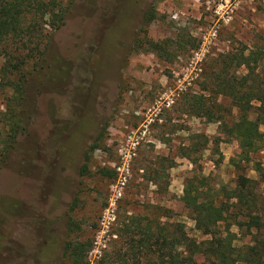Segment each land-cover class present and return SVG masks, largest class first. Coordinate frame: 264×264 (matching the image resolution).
Wrapping results in <instances>:
<instances>
[{"label":"rangeland","instance_id":"obj_1","mask_svg":"<svg viewBox=\"0 0 264 264\" xmlns=\"http://www.w3.org/2000/svg\"><path fill=\"white\" fill-rule=\"evenodd\" d=\"M147 11L155 17L145 24ZM263 43L264 0H74L41 69L6 76L0 46V119L8 101L17 104L6 77L25 84L22 127L0 170V264H69L67 241L90 242L86 264H105L126 217L152 216L156 206L206 238L182 199L187 178L200 173L212 187L233 186L232 159L242 151L218 122L194 115L187 99L206 93L204 70L218 54ZM217 102L232 123L238 109L227 97ZM1 131L0 122V145ZM196 133L209 142L193 151ZM250 156L243 172L258 180L264 199V149ZM102 167L115 175H101Z\"/></svg>","mask_w":264,"mask_h":264},{"label":"trees","instance_id":"obj_2","mask_svg":"<svg viewBox=\"0 0 264 264\" xmlns=\"http://www.w3.org/2000/svg\"><path fill=\"white\" fill-rule=\"evenodd\" d=\"M74 0H0V46L7 58L5 74L14 70L41 69L50 36L64 22ZM155 14L147 11L143 23ZM145 32V31H143ZM154 51L164 50L161 43L145 41ZM45 54V55H44ZM264 43L258 46L240 45L218 54L204 70L203 91L188 97V106L196 116L218 122L226 139H235L242 151L232 159L237 170L233 186L212 187L200 173L188 177L182 197L189 209L194 228L203 239L189 235L184 223L170 221L172 211L156 206L154 215L132 214L126 217L116 234L119 244L105 264H264V199L258 192V180L244 174L242 162H250V154L264 149ZM243 68V69H240ZM242 70V71H241ZM205 79V78H204ZM5 87L14 92L16 107L8 101L1 113L0 170L8 161L21 129L18 118L24 105V82L5 79ZM227 97L238 109L237 118L228 124L217 97ZM9 100L11 96H7ZM97 135L84 152L81 175L88 170L87 162L97 147ZM194 137L195 151L209 142L199 133ZM218 137L213 142H219ZM198 144V145H197ZM190 150V149H189ZM191 159L189 153H183ZM255 163V162H254ZM254 169L261 171L256 162ZM101 175L114 176L115 171L102 167ZM165 218V220L163 219ZM235 226L238 232L232 231ZM251 236L252 241L237 245V235ZM88 241H67L64 254L69 264H86Z\"/></svg>","mask_w":264,"mask_h":264}]
</instances>
